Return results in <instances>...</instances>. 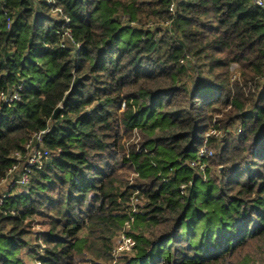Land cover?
<instances>
[{
  "label": "trees",
  "instance_id": "obj_1",
  "mask_svg": "<svg viewBox=\"0 0 264 264\" xmlns=\"http://www.w3.org/2000/svg\"><path fill=\"white\" fill-rule=\"evenodd\" d=\"M56 3L79 49L47 0H0V182L34 132L50 153L0 195V264L109 261L124 230L116 264H264V9Z\"/></svg>",
  "mask_w": 264,
  "mask_h": 264
},
{
  "label": "built area",
  "instance_id": "obj_2",
  "mask_svg": "<svg viewBox=\"0 0 264 264\" xmlns=\"http://www.w3.org/2000/svg\"><path fill=\"white\" fill-rule=\"evenodd\" d=\"M255 5L264 9V0H252ZM51 6V11L53 14L64 19L63 32H62V47H72L73 49H79L80 45L77 43L72 35V31L68 26L69 18L64 13L63 9L57 5L56 0H47ZM177 0H170L169 13L174 14L176 11ZM165 26H169L170 22L167 20L164 22ZM21 85L15 86L9 90L0 91V103L13 104L14 102L20 99ZM211 134H216L215 130L210 131ZM46 134V130H41L34 132L31 138L26 143L27 154L25 157L19 152H15L14 158L16 163L8 170L6 177L2 181L8 180L13 186H19L25 188L29 183L31 173L34 168H40L43 166L44 162L48 159L50 153L49 150L43 144V138ZM212 155V150L209 149L206 145L198 152V163L201 169H203L204 164L202 163V158L209 157ZM197 163V164H198ZM1 181V182H2ZM5 196V195H3ZM127 227L129 225L127 224ZM120 244L117 248L114 249V256L116 251H130L134 245V240L132 237L127 235L125 230L120 233L119 237Z\"/></svg>",
  "mask_w": 264,
  "mask_h": 264
},
{
  "label": "rangeland",
  "instance_id": "obj_3",
  "mask_svg": "<svg viewBox=\"0 0 264 264\" xmlns=\"http://www.w3.org/2000/svg\"><path fill=\"white\" fill-rule=\"evenodd\" d=\"M129 142H137V138L135 136H133V138L130 141L124 140L125 145L127 146ZM136 177V174L134 172H130L129 173V182L132 183L134 181ZM23 188L19 187V186H13L8 180L6 181H2L0 182V195H7L10 191H20ZM135 201V200H134ZM42 219L41 218H37L36 221L32 222V230L33 231H40L46 228V226L41 224ZM120 244V239L117 238L115 241V248L118 247V245ZM128 253V251L123 252V251H116L115 252V256L113 254V259L109 260V261H90V262H83L81 264H116V260L118 259V257L124 255Z\"/></svg>",
  "mask_w": 264,
  "mask_h": 264
},
{
  "label": "water",
  "instance_id": "obj_4",
  "mask_svg": "<svg viewBox=\"0 0 264 264\" xmlns=\"http://www.w3.org/2000/svg\"><path fill=\"white\" fill-rule=\"evenodd\" d=\"M59 111V107L56 109V112H58Z\"/></svg>",
  "mask_w": 264,
  "mask_h": 264
}]
</instances>
